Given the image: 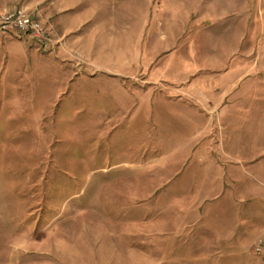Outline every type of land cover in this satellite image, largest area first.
<instances>
[{"label": "rangeland", "instance_id": "obj_1", "mask_svg": "<svg viewBox=\"0 0 264 264\" xmlns=\"http://www.w3.org/2000/svg\"><path fill=\"white\" fill-rule=\"evenodd\" d=\"M10 1L0 264H264V0Z\"/></svg>", "mask_w": 264, "mask_h": 264}, {"label": "built area", "instance_id": "obj_2", "mask_svg": "<svg viewBox=\"0 0 264 264\" xmlns=\"http://www.w3.org/2000/svg\"><path fill=\"white\" fill-rule=\"evenodd\" d=\"M4 32L42 35L44 34V25L37 17L32 16L27 8L20 7L12 11H4L0 15V34Z\"/></svg>", "mask_w": 264, "mask_h": 264}, {"label": "crops", "instance_id": "obj_3", "mask_svg": "<svg viewBox=\"0 0 264 264\" xmlns=\"http://www.w3.org/2000/svg\"><path fill=\"white\" fill-rule=\"evenodd\" d=\"M46 0H41L40 1V4H43ZM51 4H56V2L53 1V3L51 2ZM6 7H11V1L10 0H0V10H2L3 8H6ZM53 6H52V10H53ZM58 10H55V11H58V15H61V16H67V15H72L73 13L76 12V10L71 7V6H65V7H58L57 8ZM65 11V13L63 12ZM71 34L75 35L74 32H72Z\"/></svg>", "mask_w": 264, "mask_h": 264}]
</instances>
